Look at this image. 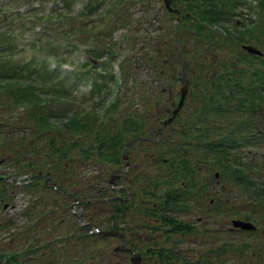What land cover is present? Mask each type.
Here are the masks:
<instances>
[{"label": "trees", "instance_id": "1", "mask_svg": "<svg viewBox=\"0 0 264 264\" xmlns=\"http://www.w3.org/2000/svg\"><path fill=\"white\" fill-rule=\"evenodd\" d=\"M236 1L187 0L186 8L190 13L182 14L175 28L179 48L170 42L164 48L163 38L149 43L154 50L152 56L157 54L161 58V66L157 67L158 62L154 65L158 74L162 73V80H168L165 71L176 67L178 76L185 72L190 84L183 108L172 118L170 128L160 134L157 131L162 129L161 119L166 112L160 113L159 95L151 87L144 93V107L130 106L127 110H120L115 99L102 105L101 116L95 112L80 115L74 108L69 111L72 101L64 103L68 90L58 81H52L56 70L49 69L47 58L57 51L53 48L55 45H51L55 39L50 37L47 26L38 25L40 27L34 32V42L28 47L27 58H19L20 49L16 46V59L8 57L0 38L1 158L14 159L16 169L31 170L32 180L25 186L49 188L55 182L53 190L60 192L64 199L67 197L66 204L68 199H78V203L84 205L82 215L87 222L98 224L97 234L106 235L101 231L103 227L122 230L126 225L132 233L136 232L130 228L132 225L147 226L150 231L161 232L160 239L153 237L144 247L130 242L131 247L148 253L154 264H217L221 255L227 256L234 244L228 236L215 244V239L223 236L214 228L208 229L209 221H213L217 210L226 203L219 202L221 196L211 191L210 180L199 173L198 158L208 157V154L221 155L235 179L253 193L248 196L249 203L259 200L262 205L258 206L264 209V183L244 172L231 150L257 143L260 138L249 135L255 129L243 127L246 124H236L226 132L220 125L221 116L230 108L252 111L264 103V54L257 56L238 46V43L248 40L264 49V0H257L255 23L246 22L242 27L236 20L232 22L230 26L237 29V34L231 40L226 24L235 13L233 5ZM97 6L95 1L90 2V9ZM36 19L40 20V17ZM5 23L0 34L5 37L6 33L12 42L11 18ZM212 24H220L224 32L213 28ZM187 37H191L196 45L190 48ZM49 42L50 46H47ZM46 47L53 49L47 52ZM100 49L99 46L92 55H99ZM213 49H220L222 53L207 57ZM168 50L172 51L169 56L172 60L169 58L166 63L170 67L161 69L165 66ZM173 55L177 57L176 65ZM206 62L212 66L205 75H201L202 70L207 69ZM142 64L143 67L148 66L150 75L153 74L154 66ZM42 74L52 83H45ZM154 75L151 77L155 82ZM207 76H210L209 81ZM47 93H53L52 97L46 96ZM18 104L22 105L20 110ZM119 112L124 114L122 122H113L108 117ZM261 114L264 117V107ZM149 119H153V126H147ZM26 125L31 126V133L26 131ZM130 138L137 140L127 144ZM125 153L127 160L123 157ZM111 170L115 173V186L108 179ZM5 196L0 191V200H5ZM199 206L203 208L198 210L195 224L182 216V213L197 210ZM132 208L141 214L139 223L133 222L128 215ZM3 222H13V218L6 217L5 221H0V226ZM68 225L60 224L56 230L68 229ZM244 231L252 235L255 229ZM85 233L87 231L81 232L80 229L68 230L55 234L54 240L35 233L28 238L30 242L26 247L11 244L1 247L0 261L3 264H25L35 256L39 261L41 258L54 261V249L63 245L64 254L68 256L63 259L69 262L72 260L71 254H67L72 248L69 238L82 237ZM195 234L210 237V244L199 250L192 246V254L181 250L179 244L182 240ZM246 241L258 245L253 238ZM20 250L23 252L21 257L18 256ZM79 256L74 258L75 264H89L81 254Z\"/></svg>", "mask_w": 264, "mask_h": 264}, {"label": "rangeland", "instance_id": "2", "mask_svg": "<svg viewBox=\"0 0 264 264\" xmlns=\"http://www.w3.org/2000/svg\"><path fill=\"white\" fill-rule=\"evenodd\" d=\"M7 0H0V4L3 2H6ZM85 0H20L17 2L19 4L20 10L22 12L29 11L28 5L31 3L32 7L37 8L41 12H49L48 17L43 16L40 18V20H36L32 18V14H26V16L20 17H14V22H20L28 24L32 21H36L37 23L48 26L50 30H53V39H56L57 44L59 45L57 47L56 45V51L57 54H65L67 50L71 51L70 57H68V61H66L64 66H60V75L63 77H75L78 74H82L85 72V68L80 67L76 63H80L79 60H83V63L86 62L88 59L86 55H83V52L81 48H79V35L80 30L75 31V33H69L67 36H65L63 33L58 32V30H66L67 26L73 25V26H82L79 19L80 15H76L74 17L69 16L67 12V8L64 7L66 4L69 5V9L72 8L76 10L74 13H70L72 15H75L79 12L80 7L82 3ZM108 1V3L111 1L114 5L117 6L116 9H114V15H116L115 19L112 21V15L108 16V14H104V17L99 19L98 17L93 18L90 22L88 19H85V22L83 24H90L92 26L94 23L96 24L95 28L91 31V35L94 34L96 30L102 27V24L107 18L109 17V23L108 26H113L111 31L106 27V29H102L101 33L99 34V38H106V39H114L119 38L120 35L124 32L125 29L128 30L127 37L129 38V41H133V39L136 37L137 33L139 32L141 35L144 33V29L142 27L148 26L147 31L151 34L157 35L158 33L162 35V37L168 38L169 35H172V32L170 31L171 26L174 24V18L175 14L170 15L165 12V10L162 8L163 4L161 0H105ZM105 1L103 2L105 4ZM234 1V0H230ZM243 0H241L242 2ZM246 2L250 5H247V3H241L238 5L236 3L233 5V12L234 15L230 18L226 26L232 25L234 20H237V23L239 26H242L246 24L249 20H255L256 14L254 11V6L257 4H252L255 2V0H246ZM102 3V4H103ZM240 3V2H239ZM63 6V7H62ZM102 6V5H101ZM60 12L62 13L63 10L64 14L61 15L62 18H56L57 17V9L60 8ZM12 8L10 6L1 7L0 9V22L2 21L3 17H10V12ZM6 14L2 17L3 13ZM100 9V14L101 13ZM165 12V13H164ZM255 14V19L254 18ZM61 26L60 28H57ZM218 26V25H215ZM221 26V25H220ZM243 27V26H242ZM56 28V29H55ZM232 29L235 31L236 28L233 26ZM221 32H224L223 30L219 29ZM110 31V34H109ZM100 35L102 37H100ZM5 39L9 40L7 35H4ZM68 38V39H66ZM183 38V36H182ZM188 38V37H187ZM188 40H190V45L193 47L196 45V42L192 38L186 39L187 43ZM61 41V42H59ZM27 43V42H26ZM24 41H22L21 44H26ZM3 44V42H2ZM51 45L54 46V43ZM72 45H74L72 47ZM47 46H50V42ZM66 46L67 49L64 47ZM151 46V45H147ZM54 48V47H53ZM53 48L46 47V50H52ZM145 45L141 44L140 51L143 53V50L145 49ZM119 49L121 50H127V47L125 46L124 42H121L119 45ZM45 50V51H46ZM222 53L220 49H213L209 51L207 57H211L214 53ZM19 56H27L28 54L24 51H19ZM57 54H54L53 57H55ZM103 53L102 60L99 58L94 60V64L96 66H99L98 63L104 61L107 56ZM215 57V55H214ZM23 60V59H22ZM153 63V62H152ZM160 64V63H159ZM158 64V66H159ZM167 66V65H166ZM205 66L207 69L202 70L201 75H205L206 71H208V68L212 65H210L208 62H206ZM148 68V67H147ZM197 69H200L199 67ZM135 74L141 78V81L144 82V77H149L148 70L146 68H139L137 67L134 70ZM35 76L38 77V75L35 73ZM42 77L44 78L43 81L45 83H52L49 78L42 74ZM66 80V79H64ZM60 82L59 80H57ZM89 80L85 79L82 80L80 83V87L78 88L77 95L80 97V99L85 98L86 90L89 88ZM140 82L134 84V90H139L137 85ZM144 84V83H143ZM43 85L42 87H44ZM143 90V89H142ZM179 90L180 85L175 83V86L173 87V93H170L167 95V98L165 99L161 95L160 104H159V110L163 109L164 107H170V104L172 102L177 101L179 96ZM147 91L145 89L144 93ZM166 92V91H164ZM116 92H110L106 95V98H110L113 95H116ZM140 92L133 93L131 95H128L129 98H131V102L129 106L136 104L137 106H143L142 105V95H139ZM53 95L48 94L49 98H51ZM164 98V99H163ZM61 101L62 98L60 97ZM163 99V101H162ZM53 100V99H52ZM64 103L66 104L67 101H71L67 95L66 98L63 99ZM96 100V99H95ZM162 101V102H161ZM59 103L58 101H56ZM185 102V101H184ZM80 108H82L81 102H76ZM63 104V101H62ZM184 105V103H183ZM183 105L180 109L183 108ZM264 107V103L257 105L256 110L247 111L242 110L238 111L234 108H230L226 111L223 116H221L220 125L223 126L225 129L228 128L230 122H232V117L235 118V123L237 125L246 124L243 125L246 127H253L255 130L253 132L263 131V135L260 137V140L257 143L251 144L249 146H239L234 149H231L232 155L239 159L241 162V167L244 172L249 174L254 180L264 183V117L262 113V109ZM18 107H21L19 105ZM144 107V106H143ZM74 108V105L72 103V107L69 109L71 111ZM12 113V112H9ZM56 120L59 121L58 118ZM61 120L63 118L61 117ZM153 119H149L147 126H153ZM240 123V124H239ZM19 125L20 123H15ZM248 124V125H247ZM31 126L26 125V131L32 132ZM24 129V126L22 127ZM235 130V129H234ZM1 157V156H0ZM200 162V172L203 177L205 176V173L208 172V175L212 177V183L210 184L211 191L216 190L219 192V194L225 198H230L233 200V204L229 205L227 204L225 208V212L220 213L219 215L215 216L214 221L208 224L209 228H217L218 231L221 232V235L223 237H219L217 240L215 239L214 243L218 244L220 243L224 237L228 236L231 240V243L234 244V248H230L228 255H221L220 260H217V264H264V209H262L258 204H260L259 200H253L251 201L252 204H248L250 201L248 199V196L252 195L253 193L245 189L244 184L240 181H237L231 173H228V170L222 172H219L216 176L212 175L213 171L215 170H223L225 163L222 161L221 158H214L212 156L204 157L199 159ZM7 170L5 168V161L3 160L0 162V173ZM112 173L109 172V178ZM22 178V177H19ZM114 180V179H112ZM114 182V181H113ZM0 189L5 188L6 190V204H3V206L0 205V221H5L6 217L10 216L13 217L14 223L10 225V228H13V231L11 233L15 235H11V233H8V227L9 225L0 226V248L1 247H7L8 244L11 246H22L24 243L28 240V238L32 237L33 234L38 233L41 235V237L45 238H53L54 235L59 233H64L68 230H74V229H80L81 232L87 231L82 237H72L69 238V241L71 242L69 246L70 250L67 254H71L72 260L67 262L64 260V257L66 256L65 249L62 246H58L54 249L53 256L56 260L50 261L48 259H39L35 256V251L32 252V254L35 256L30 263L25 264H75L74 258L77 256V258H80V254L83 260L86 262H89V264H93V262H96L95 264H133L130 260V253L126 249H115L114 245L121 242V238L117 234H106L101 235L95 233V227L92 224H86V219L82 215V212L85 211L83 204H74L72 199H68V203H65L66 198L62 196L60 192H57L53 189L40 187L35 188H27L23 186H19L15 188V185L10 182L9 179H0ZM252 186H250L251 188ZM262 205V204H260ZM40 207V209H39ZM203 207H196L197 210H191L186 211L182 213V216L185 218L191 220L192 222H195V218L199 215L198 210H202ZM27 210V211H25ZM50 211V212H49ZM234 211V212H233ZM49 213V214H48ZM237 215V216H246L248 218H251L252 221L256 224V229L254 234L250 235V232L245 231H239L236 228L228 229L227 226L231 227L230 217L231 215ZM130 217L133 218V222L139 223L141 221V214L140 212L135 208H132V210L128 213ZM37 216V218H36ZM41 217V219L39 218ZM128 217V216H127ZM39 221L37 224L35 221ZM82 222L79 226V223ZM68 225V229L65 227L56 230L60 224L62 225ZM5 224V223H2ZM106 224L103 222V225ZM131 222H129V225ZM15 225V226H14ZM98 225V224H97ZM36 226V227H35ZM35 227V228H34ZM7 228V230H6ZM130 228L134 229L133 232L128 229V225H126L124 228H122L123 233L127 236V238L124 239L125 244H130V242H135L136 245H142L144 247V244L147 243L149 240H151L153 237H156L157 239L161 238V232H154L150 231L147 226L142 225H132ZM132 233V234H131ZM215 234V233H214ZM216 235V234H215ZM217 237V235H216ZM221 238V240H220ZM253 238L258 245H252L250 241H246ZM127 239V241H126ZM211 238L210 237H201L199 234H195L193 236H188L182 240V242L179 244V248L181 250L186 251L187 253L192 251V246L196 250L203 249L204 247L208 246L210 244ZM245 241V242H244ZM200 245L199 247L196 244ZM213 243V246H214ZM56 244V243H55ZM63 244V243H62ZM245 244V245H243ZM136 251H139V248H133ZM148 253H140L139 252V258H138V264H154L152 263L151 258ZM23 255L22 250H20L18 256L21 257ZM52 257V256H50ZM62 261V262H61ZM22 262H19L20 264ZM0 264H3L0 262Z\"/></svg>", "mask_w": 264, "mask_h": 264}, {"label": "water", "instance_id": "3", "mask_svg": "<svg viewBox=\"0 0 264 264\" xmlns=\"http://www.w3.org/2000/svg\"><path fill=\"white\" fill-rule=\"evenodd\" d=\"M168 1V0H166ZM167 3V2H166ZM244 47H246L248 50L250 51H254V52H258L259 49L254 47V46H251V45H244ZM184 92H185V87L182 88V91H181V96H180V99H179V102H178V105H177V108L178 106L181 104L182 102V99L184 97ZM175 108V110L177 109ZM174 110V111H175ZM232 222L234 225H239V226H242V227H253L254 226V223L253 221H251L250 219H245V218H241V217H233L232 218ZM104 233H119V231H117L116 229H113V228H109V229H104L103 230ZM123 242H121L120 244H117L115 245V248H121L123 247ZM130 258L132 259V261L136 264L138 262V258H139V252L138 251H134L133 254H131Z\"/></svg>", "mask_w": 264, "mask_h": 264}]
</instances>
